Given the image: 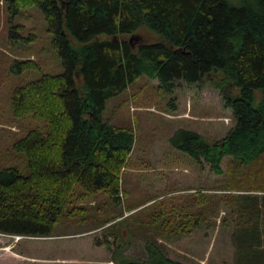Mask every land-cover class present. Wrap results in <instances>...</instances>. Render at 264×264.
Segmentation results:
<instances>
[{
  "label": "trees",
  "instance_id": "trees-1",
  "mask_svg": "<svg viewBox=\"0 0 264 264\" xmlns=\"http://www.w3.org/2000/svg\"><path fill=\"white\" fill-rule=\"evenodd\" d=\"M4 1L8 18L22 9L40 11L63 71L41 73L11 93L13 116L30 117L39 125L12 145L23 154L25 168L0 166V233L45 237L59 224L77 226L76 233L108 224L101 229L114 236L113 261L183 264L164 253L156 235L182 233L186 224L192 223L188 230L215 208L201 193L150 204L146 196L135 195L125 210L118 208L120 196L129 197L123 171L135 134L105 118L107 101L143 75L171 92L177 80L194 83L212 74L234 124L212 142L178 128L169 137L170 145L198 164L206 163L215 174L222 173L225 156L242 166L264 165V0ZM140 27L157 34L158 40L133 47L134 37L119 38ZM13 67L33 70L39 65L25 59L15 60ZM259 188L261 194L242 198L251 227H236L237 236L242 234L237 242L250 249V257L244 254L234 264H264V184ZM98 193L109 196L106 208L95 207ZM193 204L205 205L195 210ZM111 228L117 232L111 234ZM123 232L133 239L143 237L145 258L122 254L116 241ZM104 244L110 248L109 241Z\"/></svg>",
  "mask_w": 264,
  "mask_h": 264
},
{
  "label": "rangeland",
  "instance_id": "rangeland-1",
  "mask_svg": "<svg viewBox=\"0 0 264 264\" xmlns=\"http://www.w3.org/2000/svg\"><path fill=\"white\" fill-rule=\"evenodd\" d=\"M8 15L5 1L0 0V166L24 169L23 154L15 152L12 145L29 128L39 124L30 117L13 116L9 102L11 93L16 86L39 78L41 73L59 74L63 68L38 9H22L14 18ZM130 36L134 37L133 47L158 40L157 34L146 27L119 38ZM25 59H33L39 68L17 70L13 67L15 60ZM212 77L208 74L194 83L177 80L169 92L160 87L157 79L143 75L110 98L104 113L109 122L130 127L135 134L130 163L123 171V188L129 197H123L121 189L118 208L125 210L135 195L146 196V204H150L163 197L177 194L191 197L197 193L208 196L210 206L215 208L188 230L192 223L186 224L182 233L156 235L164 253L183 264H234L244 259V254L250 257L249 248L238 247L242 234L237 236L236 227H251L246 221L249 215L243 213L242 198L246 194H261L259 187L264 184L262 164L242 166L225 156L222 173L215 174L206 163L200 165L170 145V135L180 127L201 133L212 142L222 138L234 124L232 111L224 106L211 82ZM76 81L82 82L79 74ZM95 198V207H107L103 203L108 201V195L98 193ZM203 200L206 204V199ZM199 206L192 205L195 210H199ZM107 225L77 234V226L59 224L53 236L24 235L26 237L16 242L0 234V264H119L112 258L114 236L101 229ZM116 232L110 229L111 234ZM153 232L160 233L159 230ZM58 233L62 235L55 236ZM127 235L123 232L122 240L116 241L123 249L122 254L145 258L143 237L138 235L133 239ZM92 239L95 243L101 239L100 249L88 248L87 243ZM105 240L110 242V248L104 244ZM13 249L25 257H12L8 252Z\"/></svg>",
  "mask_w": 264,
  "mask_h": 264
},
{
  "label": "crops",
  "instance_id": "crops-1",
  "mask_svg": "<svg viewBox=\"0 0 264 264\" xmlns=\"http://www.w3.org/2000/svg\"><path fill=\"white\" fill-rule=\"evenodd\" d=\"M180 128H182V127H180ZM77 234H84V233H77ZM59 235H62V233H61V234L58 233V234L55 235V236H59ZM52 236H53V235H52ZM45 237H50V236H45ZM40 239H41V238H40ZM42 239H44V238H42ZM87 244H89V245H88V248H89V249H94V248H96V249H100V247H101L99 244L95 243V242L93 241V239H92L91 241H89ZM5 254H6V253H5ZM8 254H11L12 257H20V258H24V257H25V255L19 253V252L16 251L15 249H13V250H9ZM112 262H113V261H112Z\"/></svg>",
  "mask_w": 264,
  "mask_h": 264
},
{
  "label": "built area",
  "instance_id": "built-area-1",
  "mask_svg": "<svg viewBox=\"0 0 264 264\" xmlns=\"http://www.w3.org/2000/svg\"><path fill=\"white\" fill-rule=\"evenodd\" d=\"M2 236L11 237L13 242L19 241L21 238H24L26 236L24 235H17V234H4L0 233Z\"/></svg>",
  "mask_w": 264,
  "mask_h": 264
},
{
  "label": "water",
  "instance_id": "water-1",
  "mask_svg": "<svg viewBox=\"0 0 264 264\" xmlns=\"http://www.w3.org/2000/svg\"><path fill=\"white\" fill-rule=\"evenodd\" d=\"M133 38V36L130 37V40Z\"/></svg>",
  "mask_w": 264,
  "mask_h": 264
}]
</instances>
